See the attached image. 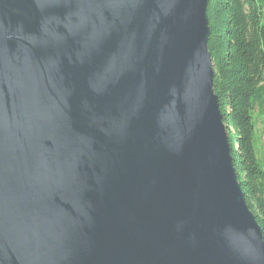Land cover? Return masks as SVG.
I'll return each instance as SVG.
<instances>
[{
	"label": "water",
	"instance_id": "water-1",
	"mask_svg": "<svg viewBox=\"0 0 264 264\" xmlns=\"http://www.w3.org/2000/svg\"><path fill=\"white\" fill-rule=\"evenodd\" d=\"M207 6L0 0V264H264Z\"/></svg>",
	"mask_w": 264,
	"mask_h": 264
},
{
	"label": "trees",
	"instance_id": "trees-1",
	"mask_svg": "<svg viewBox=\"0 0 264 264\" xmlns=\"http://www.w3.org/2000/svg\"><path fill=\"white\" fill-rule=\"evenodd\" d=\"M214 92L234 168L264 240V161L256 147L264 117V0H208Z\"/></svg>",
	"mask_w": 264,
	"mask_h": 264
},
{
	"label": "rangeland",
	"instance_id": "rangeland-1",
	"mask_svg": "<svg viewBox=\"0 0 264 264\" xmlns=\"http://www.w3.org/2000/svg\"><path fill=\"white\" fill-rule=\"evenodd\" d=\"M256 147L259 157L264 161V117H260L256 129Z\"/></svg>",
	"mask_w": 264,
	"mask_h": 264
}]
</instances>
